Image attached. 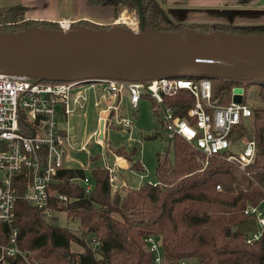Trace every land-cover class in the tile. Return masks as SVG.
I'll list each match as a JSON object with an SVG mask.
<instances>
[{
	"label": "trees",
	"instance_id": "trees-1",
	"mask_svg": "<svg viewBox=\"0 0 264 264\" xmlns=\"http://www.w3.org/2000/svg\"><path fill=\"white\" fill-rule=\"evenodd\" d=\"M135 8L132 0H119ZM144 22L158 30L174 31L187 25L200 32L223 30L232 34H264V25L214 22L173 23L160 14V2L140 0ZM100 0H88L90 5ZM26 7L11 4L0 7V32L13 33L31 26L60 29L58 22L25 16ZM100 29L86 19L69 24ZM211 98L216 104L229 103L236 86L253 84L256 102L251 115L237 126L238 137L253 139L256 150L253 161L240 168L221 155L208 158L178 135L167 139L163 151L156 153L155 180L135 188L122 185L113 189L107 170L101 165L90 167L89 192L81 182L84 167L64 166L52 189L66 194L68 203L51 200L57 214L47 220L42 209L23 199L15 203L14 225L18 246L32 260L41 264H152V253L145 238L155 236L163 248V264H264V227L258 239L247 242V234L237 225L252 218L245 213L264 199V83L210 78ZM153 112L159 113L153 101ZM194 98L185 89L163 95V105L170 106L180 117L187 115ZM115 124L109 127H114ZM106 127L107 124H106ZM154 131L145 138H155ZM116 156L123 157L128 167L142 171L137 146L108 145ZM92 159V157H90ZM76 221L75 228L56 224L59 216ZM5 226L0 223V234Z\"/></svg>",
	"mask_w": 264,
	"mask_h": 264
},
{
	"label": "built area",
	"instance_id": "built-area-1",
	"mask_svg": "<svg viewBox=\"0 0 264 264\" xmlns=\"http://www.w3.org/2000/svg\"><path fill=\"white\" fill-rule=\"evenodd\" d=\"M127 25L138 29L136 16ZM128 23V22H127ZM95 83L88 81H47L24 75L0 74V223L5 232L0 234V264H41L35 262L18 246V231L14 225L15 203L18 199L42 209L47 220L57 214L51 200L59 204L71 198L52 189L53 183L68 160L67 152L76 148L72 128L68 127V114L81 110L87 96L78 85ZM103 88L93 106L103 100L107 105L98 110L99 120H104L103 137L99 138V127L92 132L96 143L104 145V132L110 116L119 109L121 99L128 100L131 109H136L142 96L150 97L157 106L161 120V132L169 139L178 135L193 145L205 157L221 155L226 161L242 168L253 161L256 143L253 139L236 132L239 122L251 115V107L245 103V88L238 95L239 103L232 94L227 104H216L211 98V80L200 76L157 78L143 82L102 79ZM78 86V87H77ZM185 89L194 98L193 106L187 110L192 119L180 117L170 106L163 105V95H173ZM110 101V102H108ZM66 116V122L62 116ZM115 114L112 120L115 123ZM125 127L130 121L119 120ZM101 166L107 170L108 181L113 189L125 185L119 180L121 165L109 162L103 154ZM85 191L89 192L90 169L82 178ZM152 182V181H151ZM254 207L245 213L255 219L257 230L247 233V242L258 239L264 227V211L254 213ZM251 219V218H250ZM147 249L152 253V264H163V248L158 237L145 238Z\"/></svg>",
	"mask_w": 264,
	"mask_h": 264
},
{
	"label": "water",
	"instance_id": "water-1",
	"mask_svg": "<svg viewBox=\"0 0 264 264\" xmlns=\"http://www.w3.org/2000/svg\"><path fill=\"white\" fill-rule=\"evenodd\" d=\"M132 1L138 31L120 25L64 29L60 23L63 29L31 26L13 33L0 32V74L88 82H143L193 75L264 83V34L200 32L186 25L174 31L158 30L145 25L141 1ZM222 13L228 16V23H233L230 10ZM160 14L172 22L161 9ZM241 99L240 95L233 96L234 102ZM98 127L102 139L103 119ZM237 229L243 234L255 232L256 221L240 222Z\"/></svg>",
	"mask_w": 264,
	"mask_h": 264
},
{
	"label": "rangeland",
	"instance_id": "rangeland-1",
	"mask_svg": "<svg viewBox=\"0 0 264 264\" xmlns=\"http://www.w3.org/2000/svg\"><path fill=\"white\" fill-rule=\"evenodd\" d=\"M73 2L74 4L72 6H67H69V10H71V12L75 14L77 12H75L77 5L75 1ZM262 3V5H264V2ZM95 5V9H79L76 18L70 22L79 19H86L98 25L108 27L120 25L127 28V25L130 23L129 21L134 20L133 17L136 16V20H138L136 7L130 8L119 0H100V2ZM78 6L81 8H85L82 7L79 3ZM168 8V5L164 7L163 12L165 14L169 12ZM165 9L167 10L165 11ZM93 18L97 20L93 21ZM241 18H247L249 20L264 19V7H255V9L251 7V11L247 12V15H242ZM219 22L228 23L227 21ZM58 24L61 27L60 22H58ZM63 24L64 29H71L69 26L70 23ZM214 24H211L210 26L213 27ZM254 25H264V23ZM61 28L63 29V27ZM136 30L138 31L139 27ZM78 86L79 91L87 96V101L85 102V106L83 107V109L71 112L67 117L68 127L73 128V135L75 137L73 143L77 144V147L68 150V161L65 162L66 165L70 167H84L85 172L88 173L92 165L102 164L103 154L106 155V158L109 162L113 161L114 156L116 155L110 149H108V145H124L125 147L137 146L138 155L140 157L143 170L137 171L134 169H130L129 167L125 169L123 168L120 170V175L127 183V186L131 188L138 187L143 182L154 181L156 153L164 150L167 144V138L163 135V133L158 134L155 138H145L148 134H151L154 131L161 132V120L160 117L158 118V116L153 112V100L148 96H143L139 101L137 109H131L128 100L125 97L121 99L120 104L118 105L119 109L115 111V113H113V115L115 114L116 116H118L117 118H115V123L112 120L113 115L109 117L106 123L108 127H106L105 129L104 145H102L96 143L95 138L92 136V132L98 129V110L101 107H105L107 105V103H105L103 100H100L101 105H99L98 107L93 106V101L97 98L99 100L100 93L103 88V83H86L85 85ZM255 89L256 87L253 84L248 85L247 88H245V103L250 107L256 102L257 99ZM241 92L242 88L234 87L232 89V94L238 95ZM61 119V124H63V122H66L65 115H63ZM118 119H127L131 124L130 126L125 127L118 123ZM112 124H115V126L109 127ZM90 157H92V159H90ZM252 211L255 214L263 212L264 199L257 207L252 208ZM56 224L67 226L69 228H75V226L77 225L76 221L67 220L64 215L59 216Z\"/></svg>",
	"mask_w": 264,
	"mask_h": 264
},
{
	"label": "crops",
	"instance_id": "crops-1",
	"mask_svg": "<svg viewBox=\"0 0 264 264\" xmlns=\"http://www.w3.org/2000/svg\"><path fill=\"white\" fill-rule=\"evenodd\" d=\"M73 1L77 5L75 10L77 12H74L75 14L69 10V6L74 4ZM87 2L88 0H0V7L19 3L26 7L27 18L67 23L76 18L79 9H92L96 7V5H88ZM262 2L264 0H165L163 3H159V5L163 11L166 5L169 6V12L166 15L173 23L209 22L213 24L219 21L225 22L228 21V16L222 12L224 10H230L233 13L230 16L233 23L254 25L264 23V19L249 20L247 18H241V16L247 15V12L251 11V7L254 9L255 7H264ZM78 3L85 8L79 7ZM96 20L93 18V21ZM113 161H117L121 165V169L128 168L124 158L114 156ZM119 180L127 185L121 177L120 171Z\"/></svg>",
	"mask_w": 264,
	"mask_h": 264
},
{
	"label": "bare ground",
	"instance_id": "bare-ground-1",
	"mask_svg": "<svg viewBox=\"0 0 264 264\" xmlns=\"http://www.w3.org/2000/svg\"><path fill=\"white\" fill-rule=\"evenodd\" d=\"M190 76H192V75H190ZM210 79V78H209Z\"/></svg>",
	"mask_w": 264,
	"mask_h": 264
}]
</instances>
